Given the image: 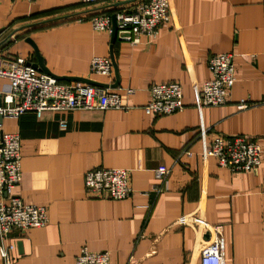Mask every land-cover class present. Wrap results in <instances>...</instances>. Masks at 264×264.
Wrapping results in <instances>:
<instances>
[{
  "label": "crops",
  "instance_id": "crops-1",
  "mask_svg": "<svg viewBox=\"0 0 264 264\" xmlns=\"http://www.w3.org/2000/svg\"><path fill=\"white\" fill-rule=\"evenodd\" d=\"M137 1L0 0L2 58L37 63L35 45L52 74L39 72L103 83L98 86L130 107L2 120L22 140L23 178L14 190L48 214L45 227L12 232V260L76 264L87 246L108 250L112 264H201L202 247L212 239L208 225H222L226 264H264V104L237 108L242 99L264 100V0H171L157 39L131 45L117 34L112 49L113 34L94 31L91 18ZM223 52L233 53L235 63L228 102L199 109L195 88L212 77L209 57ZM112 53V75L93 74L92 58L112 60ZM168 81L182 85L185 108L148 115L150 86ZM7 84L1 80L0 90ZM61 117L68 119L65 130ZM204 130L207 141L242 135L258 142V171L235 174L216 158H203ZM160 165L172 169L162 191L155 175ZM100 166L132 170L134 194L90 198L84 176Z\"/></svg>",
  "mask_w": 264,
  "mask_h": 264
},
{
  "label": "built area",
  "instance_id": "built-area-1",
  "mask_svg": "<svg viewBox=\"0 0 264 264\" xmlns=\"http://www.w3.org/2000/svg\"><path fill=\"white\" fill-rule=\"evenodd\" d=\"M36 2L38 0H23ZM85 5L111 0H80ZM171 0H138L129 8L117 7L113 12L96 13L91 18L94 31L113 33V17H116L120 38L129 44H139L143 37L150 41L157 39L161 26L170 19ZM211 79L195 88L196 105L218 107L228 102L235 83L234 54L223 52L209 57L207 61ZM91 72L95 75L111 76L112 60L98 56L90 62ZM8 82V90H0V118L12 119L34 113L38 118L47 111L64 114L76 110H128L120 95L84 81H60L49 73L38 71L31 63L20 59L6 60L0 56V81ZM133 90H129L132 93ZM149 102L143 106L148 115L168 116L185 108L182 85L179 82L152 84L149 89ZM261 102L242 99L237 108L242 110ZM61 130L68 127V119L61 117ZM202 157L216 158L220 167L231 172H257L260 168L263 149L258 142L246 137L219 136L207 141L205 133ZM21 138L18 132L4 130L0 121V256L3 264H14L12 253L17 244L8 242L13 231L25 234L32 227H45L48 222L47 208L29 204L15 192L22 182ZM189 155L192 152L187 150ZM156 169L160 181L158 190H164L171 170L164 165ZM132 170L126 168L95 167L86 170L84 183L90 198L124 199L131 197L135 190L131 186ZM205 225H208L207 223ZM211 241L201 250V264H226L225 237L222 225H208ZM76 264H112L108 250L93 251L83 247L76 257Z\"/></svg>",
  "mask_w": 264,
  "mask_h": 264
},
{
  "label": "water",
  "instance_id": "water-1",
  "mask_svg": "<svg viewBox=\"0 0 264 264\" xmlns=\"http://www.w3.org/2000/svg\"><path fill=\"white\" fill-rule=\"evenodd\" d=\"M112 31H113V33H112L113 35H112V46H111V48L113 49V43H115V40H116L117 34H118V31H117V21H116V17L115 16L113 17V30ZM28 41H30L31 43H33L30 38L28 39ZM33 45H34V43H33ZM34 48H35V51L38 54L39 59H38V62L37 63H32V65L35 68H40V69H42L44 71H47V72L51 73V71L48 68H45L44 62H43L42 58L39 55V50H37V48L35 47V45H34ZM111 58H112L113 65L115 66V60H114L113 53H112V57ZM56 77L59 80L72 79L74 81H84V82H87V83L92 84V85H95V86H98V85H102L103 86V85H105L103 83L96 82V81H94L92 79H88V78H84V77H81V78H69V77H65V76H63V77L56 76ZM0 121H2V118H0Z\"/></svg>",
  "mask_w": 264,
  "mask_h": 264
},
{
  "label": "trees",
  "instance_id": "trees-1",
  "mask_svg": "<svg viewBox=\"0 0 264 264\" xmlns=\"http://www.w3.org/2000/svg\"><path fill=\"white\" fill-rule=\"evenodd\" d=\"M114 9H115V8H114ZM114 9H113V10H111V12H112V11H114ZM107 12H109V11H107ZM111 12H109V13H111ZM37 15H38V14H37ZM31 16H34V15H31Z\"/></svg>",
  "mask_w": 264,
  "mask_h": 264
}]
</instances>
